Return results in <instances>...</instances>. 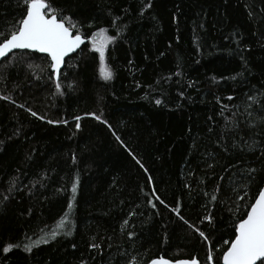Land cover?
<instances>
[{
    "label": "trees",
    "instance_id": "1",
    "mask_svg": "<svg viewBox=\"0 0 264 264\" xmlns=\"http://www.w3.org/2000/svg\"><path fill=\"white\" fill-rule=\"evenodd\" d=\"M57 3L74 20L85 24L93 21V28L82 29L88 34L107 27L108 34L116 36V43L109 44L106 53L114 77L101 81L98 55L79 52L67 59L62 70L61 95L55 82L48 79L50 69L42 55L16 52L6 58V88L0 94L11 95L16 104L30 107L39 116L67 120L68 124H48L24 108L0 101V194H8L12 186L22 189L13 190L14 198L0 204V264H79L81 260L123 264L117 246L128 247L121 226L130 211L144 213L130 220L134 225L130 230L138 235L129 251L142 264L160 257L172 261L195 258L204 264L206 246L197 233L186 225L181 227L182 222L159 201L154 202L160 216L153 215L155 210L147 205L145 195H151L152 187L166 203L175 206L180 201L186 219L206 234L213 233L215 261L222 264L220 257L226 246L221 238H229L231 224L246 208L236 214L227 210L234 206L233 186L241 195L243 190L233 168L240 157L222 149L224 143L231 147L238 142V137L225 135L219 149L216 143L226 131L225 118H241L247 95L264 92V16L257 8L264 6V0H152V7L142 16L141 0ZM245 5L257 15L250 18ZM109 10L112 16H108ZM19 13L17 0H0V30L9 31L7 26ZM115 16L121 17L118 28L110 24ZM128 60L133 61L131 66ZM213 76L218 82H213ZM231 76L236 79H220ZM192 82L194 85L188 87ZM229 95L235 99L227 100ZM156 98L164 103L156 106ZM221 105L229 106L223 115ZM89 112L103 113L112 128L87 116ZM76 115L83 117L79 131L73 119ZM16 129H20L19 136H13ZM113 131L141 160L147 174ZM73 154L76 163L72 162ZM207 163H214V167L207 168ZM225 168L230 171L225 172ZM148 174L152 185L146 182ZM222 175L224 181L219 180ZM77 180L73 194L71 186ZM217 183L221 184L218 200L225 203L209 205L215 215L213 227L199 221L207 214L204 205L209 203L204 193L210 196ZM260 186H264V172L239 203L253 202L251 197ZM73 196V208L68 209ZM66 211L71 236L63 235L67 229L57 228ZM162 223L168 224L167 243ZM54 229L62 233L55 241L34 248L31 255L14 249L5 258L2 248L7 244L32 243ZM90 242L99 243L100 251L89 249Z\"/></svg>",
    "mask_w": 264,
    "mask_h": 264
},
{
    "label": "snow or ice",
    "instance_id": "2",
    "mask_svg": "<svg viewBox=\"0 0 264 264\" xmlns=\"http://www.w3.org/2000/svg\"><path fill=\"white\" fill-rule=\"evenodd\" d=\"M142 7L140 9V15L142 16L144 12L152 7V0H147V3H144L141 0ZM17 6L20 8V13L18 19H16L9 27V31L4 32L0 30V61H3L0 64V93L4 92L6 88L7 74L5 69L7 68V60L5 58L9 57V54L15 55L18 51L22 55H28L33 53L42 54L43 59L48 61L47 67L50 69L48 75L49 80L55 82L57 92H61L62 85L60 83V77L62 74V68L66 66L67 59L71 58L72 54L79 52L94 53L98 55L99 61V78L101 81L109 82L114 77V71L106 63L107 60V51L109 44L116 43V36L109 35V28L99 27L98 29L88 34L82 29L93 28L94 22L89 21L86 24L78 22L73 19L69 14H65V9L59 6L57 0H17ZM245 8L248 11L250 18L257 15V12L250 7L245 5ZM258 12L264 16V6L257 5ZM127 13V10H125ZM108 16H112L111 11L109 10ZM173 21H176L175 14L172 17ZM117 20H121V17L115 16L110 20V24L113 28H118ZM199 27L203 28V24ZM179 38H177L178 40ZM227 39V37L225 38ZM264 39V37H262ZM87 41V43H86ZM82 45L84 47L82 48ZM90 45V47H88ZM239 47V44H237ZM163 55V53H161ZM92 59L95 60L96 56H92ZM241 56V60H243ZM133 64L132 60H128V65ZM31 68L32 66L29 65ZM244 68L247 70V63H244ZM179 75V73H177ZM39 78V77H37ZM221 80L231 79L235 80L236 76L231 77H220ZM213 82H218L215 76L212 77ZM195 82H192L188 87H192ZM137 87H140L139 82L136 84ZM69 88L72 87L71 84L68 85ZM181 99L184 98V92L179 93ZM227 100L232 101L235 97L229 95L226 97ZM0 101H7L10 104L16 105L18 108H24L30 116L35 117L39 120H46L48 124H68L67 120H52L46 119L45 116H39L36 111H33L30 107L25 108L24 104H16V101L9 94H0ZM156 106H161L164 101L160 98L154 100ZM217 103H220L217 99ZM228 105H221V115H223L224 110H226ZM87 116H90L92 119L105 124L109 129L112 128L111 124L107 120L103 119V113L89 112L86 113ZM233 117H236V113H232ZM75 120V129L79 131L81 129L80 121L83 119L80 115L73 117ZM212 117H209L211 120ZM225 133L218 136L216 148H221L223 143V137L225 135L231 137H238V142L232 143L229 147L226 143L223 144V152L228 154H237L240 159L233 164L235 174L240 177L242 180V190L243 194L241 195L239 191H236V186L234 185L231 189L236 192L235 200L233 201L234 206L228 207L230 213L236 214L241 211V208H246V211L237 218L235 222L231 224L232 232L229 234L228 239H222V244L226 246L221 254L220 260L222 264H264V186H260L256 194L251 197L253 202L246 203L241 205L239 201H244L248 195V190L250 187L256 183L258 174L264 172V92L258 94H249L246 97L245 108L241 113V118L237 120H228L225 118ZM243 125V128H241ZM246 130V135L243 132ZM208 131L211 133L213 129L210 127ZM20 129H16L13 132V136H19ZM113 135L116 137V140L121 144L125 150L128 151V154L135 160L136 164L139 165L141 169L147 174L148 169L144 166L141 160L136 156V154L120 139L119 136L113 131ZM11 139V137H9ZM3 141H0L2 144ZM196 145H193L195 147ZM208 156L215 161V157L212 152L208 153ZM249 157H252L251 159ZM72 162L76 163L77 157L75 154L71 157ZM258 165V166H257ZM207 168H213L214 163H207ZM225 172H229L230 169L225 168ZM225 176H220L219 180L224 181ZM147 184L152 185L153 180L151 174L147 175ZM76 182L72 183L71 192L73 194L77 191ZM43 186V185H41ZM185 187H188L185 184ZM13 190L19 192L22 191L19 187H10L8 189V194H0L2 199H0V204L8 201L12 197ZM143 191V189H141ZM221 191V184L217 183L215 185L214 192L209 196V193L205 192L204 195L209 197V203L204 205L205 212L200 223L207 221L208 225L215 227V215L210 210L209 205H215L217 203H225V201H219L218 196ZM29 196L32 195L31 191L27 193ZM147 198V205L154 209V216H160L159 208L154 201H159L160 205H163L170 213L174 214L178 222H182L180 225L187 226L192 229L198 236L201 238V241L206 246V256L204 264H216L214 257V248L211 240L213 233L210 231L206 234L204 230H201L200 227L192 224L184 215L181 214V202L176 201L175 206H172L164 199H162L155 187L151 189V195L145 193ZM72 199L74 196L69 199L67 204L68 209L73 208ZM137 208L140 205H136ZM28 214L31 215V209L28 210ZM144 215V213H137L136 211H130L127 214V218L123 219L121 226V233L125 235V239L128 243V247L123 249L120 246H117V251L119 252L120 257L123 259V264H142L140 260L137 259L136 255H133L129 251V248L135 242L137 233L134 230H130L134 225H130V220L136 215ZM71 221L69 218V213L66 211L61 217L60 223L57 225L58 229H67L63 232V235L71 236ZM168 224L162 223L161 229L164 230L163 241L164 243L168 242ZM62 233L57 230H51L50 233H46L45 236L38 238L32 243H21V244H12L9 243L2 248L5 258L7 254L12 252L14 249H19L23 253L31 255L34 251V248H38L41 244H49L52 241H55L58 236ZM26 239H30L25 234ZM89 249H95L97 252L100 251L101 245L99 243L90 242L88 245ZM111 247V245H109ZM72 248L75 249L76 245L72 244ZM135 251V249H133ZM79 264H87V261L81 260ZM117 264H120L118 261ZM146 264H173V261L170 259H165L160 257L159 259H151L146 262ZM174 264H200V261L195 258L191 259H177Z\"/></svg>",
    "mask_w": 264,
    "mask_h": 264
},
{
    "label": "water",
    "instance_id": "3",
    "mask_svg": "<svg viewBox=\"0 0 264 264\" xmlns=\"http://www.w3.org/2000/svg\"><path fill=\"white\" fill-rule=\"evenodd\" d=\"M86 43H87V41H86ZM84 47V45H82V48ZM18 52V51H17ZM38 54V53H37ZM77 53H74V54H72V56H74V55H76ZM11 54H9V56H10ZM39 55H42V54H39ZM8 58V57H7ZM6 59V58H5ZM66 59H69V58H66ZM1 62V61H0ZM65 67V66H64ZM64 67L62 68V70L64 69ZM174 262L175 261H173V264H174Z\"/></svg>",
    "mask_w": 264,
    "mask_h": 264
}]
</instances>
